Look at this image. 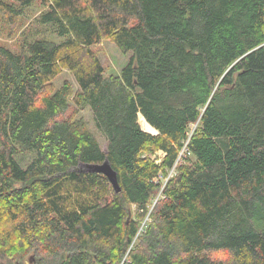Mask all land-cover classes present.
I'll use <instances>...</instances> for the list:
<instances>
[{
	"label": "trees",
	"instance_id": "1",
	"mask_svg": "<svg viewBox=\"0 0 264 264\" xmlns=\"http://www.w3.org/2000/svg\"><path fill=\"white\" fill-rule=\"evenodd\" d=\"M35 4L19 49L0 43V264H264V0L0 14L14 30ZM106 40L130 55L117 74ZM106 159L120 192L88 169Z\"/></svg>",
	"mask_w": 264,
	"mask_h": 264
},
{
	"label": "rangeland",
	"instance_id": "2",
	"mask_svg": "<svg viewBox=\"0 0 264 264\" xmlns=\"http://www.w3.org/2000/svg\"><path fill=\"white\" fill-rule=\"evenodd\" d=\"M43 10L40 4H35L33 7L25 11V16L21 17L18 26L13 30L10 23L6 22L3 15L0 14V43H3L14 50H18L22 38L28 33L30 25L33 23L35 17L40 14ZM28 26V28H27ZM27 28V29H26ZM13 33L14 36L11 37L10 34ZM98 52L107 74H117L121 71L122 67L128 62L130 55H125L117 48V46L111 41H103L95 46ZM65 79H70L74 82V78L68 71L61 73L55 80L57 85H61ZM88 121L91 129L97 134L102 146L105 145L104 136L97 130L92 111L86 108L81 113ZM140 121V116H139ZM141 123V121H140ZM142 126V124H141ZM142 128L146 130L143 126ZM150 132V131H148ZM156 133V132H152ZM161 155V152L158 153ZM35 255L30 254L27 258L28 264H35Z\"/></svg>",
	"mask_w": 264,
	"mask_h": 264
},
{
	"label": "water",
	"instance_id": "3",
	"mask_svg": "<svg viewBox=\"0 0 264 264\" xmlns=\"http://www.w3.org/2000/svg\"><path fill=\"white\" fill-rule=\"evenodd\" d=\"M88 169L104 173L112 182L116 192L121 191V187L118 182L117 172L113 169L108 159H106L103 163L88 165Z\"/></svg>",
	"mask_w": 264,
	"mask_h": 264
},
{
	"label": "bare ground",
	"instance_id": "4",
	"mask_svg": "<svg viewBox=\"0 0 264 264\" xmlns=\"http://www.w3.org/2000/svg\"><path fill=\"white\" fill-rule=\"evenodd\" d=\"M140 121H141V124L142 126L146 129V131H150V132H156V129L151 126L146 120L145 118L140 115Z\"/></svg>",
	"mask_w": 264,
	"mask_h": 264
}]
</instances>
